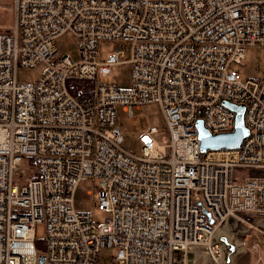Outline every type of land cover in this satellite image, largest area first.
I'll list each match as a JSON object with an SVG mask.
<instances>
[{
  "label": "built area",
  "instance_id": "built-area-1",
  "mask_svg": "<svg viewBox=\"0 0 264 264\" xmlns=\"http://www.w3.org/2000/svg\"><path fill=\"white\" fill-rule=\"evenodd\" d=\"M11 1L13 25L0 31V264H98L102 248L116 250V264L202 255L236 264L239 247L220 233L264 234V77L242 80L230 67L246 46L264 47V0ZM66 33L76 61L55 48ZM103 41L121 48L100 63ZM121 62L130 88L95 82L90 96L69 94V79L95 81ZM19 67L42 71L18 83ZM222 101L245 106L249 135L237 149L201 153L197 120L211 135L233 131ZM151 104L170 143L151 129L138 137L140 155L130 154L116 110L131 117ZM88 179L99 181L94 199L108 215L100 225L74 209Z\"/></svg>",
  "mask_w": 264,
  "mask_h": 264
},
{
  "label": "rangeland",
  "instance_id": "rangeland-1",
  "mask_svg": "<svg viewBox=\"0 0 264 264\" xmlns=\"http://www.w3.org/2000/svg\"><path fill=\"white\" fill-rule=\"evenodd\" d=\"M13 3L11 0H0V31H8L13 25ZM55 48L58 56L69 55L74 61L79 59L77 41L74 36L66 33L55 41ZM121 48V43L103 41L98 44L97 60L105 62L108 57ZM231 70L236 71L242 80H258L264 77V47L246 46L244 48V59L240 65H231ZM41 68L25 69L17 68L16 79L18 83H33L39 77ZM97 85H112L120 89H128L132 86L130 78V66L121 62L111 66L108 76H97ZM133 115L129 117L119 107L116 110V125L123 137L122 148L133 155H140L138 137L151 129L157 132L155 140L161 146H168L170 143L163 115L159 106L155 104L141 106L132 110ZM101 194L99 181L88 179L81 182L73 195L74 209L80 213L90 214L95 224H103L108 215L98 210L94 195ZM219 242H229L232 246L239 247L236 257V264H264V234L249 232L242 229L238 232L225 231L220 233ZM36 237H44L43 225L36 228ZM244 239V240H243ZM116 250L102 248L99 252L98 264H116L113 258ZM195 264H209L207 256L202 255Z\"/></svg>",
  "mask_w": 264,
  "mask_h": 264
},
{
  "label": "water",
  "instance_id": "water-1",
  "mask_svg": "<svg viewBox=\"0 0 264 264\" xmlns=\"http://www.w3.org/2000/svg\"><path fill=\"white\" fill-rule=\"evenodd\" d=\"M221 105L234 115L233 131L230 133L211 135L204 128L203 121L197 120L195 122V130L199 143V151L201 153L221 149H237L249 135V130L244 119L245 106L235 105L227 101H222ZM204 214L209 218V223L212 224L213 221L210 214L206 211H204ZM231 251H234L233 247ZM38 263L43 264V259L41 257L38 259Z\"/></svg>",
  "mask_w": 264,
  "mask_h": 264
},
{
  "label": "trees",
  "instance_id": "trees-1",
  "mask_svg": "<svg viewBox=\"0 0 264 264\" xmlns=\"http://www.w3.org/2000/svg\"><path fill=\"white\" fill-rule=\"evenodd\" d=\"M94 87L95 81L93 80L69 79L67 81V90L69 94L75 98H83L92 95ZM35 248L41 251L43 249V243L35 242Z\"/></svg>",
  "mask_w": 264,
  "mask_h": 264
}]
</instances>
